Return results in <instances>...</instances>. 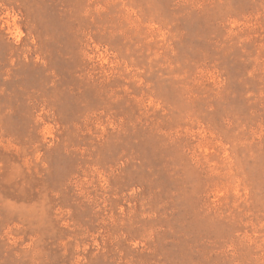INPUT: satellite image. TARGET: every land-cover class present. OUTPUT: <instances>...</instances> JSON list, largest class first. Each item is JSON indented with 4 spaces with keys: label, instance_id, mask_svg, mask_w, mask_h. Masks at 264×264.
Masks as SVG:
<instances>
[{
    "label": "rangeland",
    "instance_id": "obj_1",
    "mask_svg": "<svg viewBox=\"0 0 264 264\" xmlns=\"http://www.w3.org/2000/svg\"><path fill=\"white\" fill-rule=\"evenodd\" d=\"M0 264H264V0H0Z\"/></svg>",
    "mask_w": 264,
    "mask_h": 264
}]
</instances>
